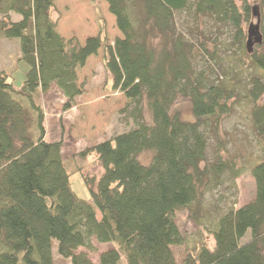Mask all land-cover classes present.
<instances>
[{"label": "trees", "instance_id": "obj_1", "mask_svg": "<svg viewBox=\"0 0 264 264\" xmlns=\"http://www.w3.org/2000/svg\"><path fill=\"white\" fill-rule=\"evenodd\" d=\"M103 1L122 34L113 44L106 41L104 24L83 44L65 39L54 17L56 0H0V33L19 38L20 60L29 68L20 87L0 71V264H54V241L70 264H97L88 253L98 250L94 241L112 245L99 254V264H176L173 246L185 241L177 212L220 185L226 172L233 179L244 172L236 156L219 153L220 146L216 159L205 163L207 130H218L232 115L235 98L249 105L261 149L250 167L256 194L220 216L209 230L214 244L201 237L183 264H264V53L248 51L243 26L255 13L252 3ZM255 4L264 19V0ZM236 43L242 46L239 60L248 59L258 71L244 93L238 92V78L245 67H229L225 81L211 79L205 67L207 57L222 60V52ZM101 48L112 88L134 104L130 116L136 127L80 153L97 155L104 168L97 180L84 174L92 186L91 203L71 187L63 141L45 139L44 112L35 94L56 86L66 98L64 107H73L83 93L78 71ZM15 94L25 97L36 115V139L33 118ZM180 98L191 100L194 121L173 112ZM145 103L151 122L144 116ZM149 150L154 155L144 164L139 155ZM249 231L250 240L243 242Z\"/></svg>", "mask_w": 264, "mask_h": 264}, {"label": "rangeland", "instance_id": "obj_2", "mask_svg": "<svg viewBox=\"0 0 264 264\" xmlns=\"http://www.w3.org/2000/svg\"><path fill=\"white\" fill-rule=\"evenodd\" d=\"M248 1L252 3L255 13L251 21L243 25L246 33L245 43L248 41L250 26L257 24L258 18L260 19V30L264 35L262 14L256 10L255 0ZM241 2L239 0V4ZM19 17L14 16V18ZM54 17L58 21V32L67 40L76 38L83 44L88 37L100 33L101 24H104L106 29L107 43L113 44L117 37H122L115 17L109 12L108 4L103 0H56ZM177 22L178 28L183 30V21L179 15H177ZM225 36L229 37L230 34L226 32ZM255 37L256 35H251L252 50L264 53V44L256 43ZM241 48V44L236 43L227 51L228 53L223 54L222 52V60L212 61L209 59L210 57H207L205 67L209 73L211 72V79L219 81L227 79L229 67H245L242 75L238 78V92L244 93L249 85V79L258 74V71L248 59L244 60L245 63L239 60ZM103 51L101 48L98 54L91 56L86 65L78 71V85L82 88L83 93L76 98L73 107L69 109L64 107L66 98L56 86L46 93L38 91L35 94V102L44 112L45 139L47 141H63L62 154L70 173L71 187L78 198L91 203L92 186L86 183L84 174L97 180L102 175L104 168L97 155L91 154L82 157L80 153L95 143L111 139L119 133L136 127L134 119L130 116L134 104L122 92L112 88V77L104 66ZM20 58L19 38H9L0 33V71L8 72L17 87L22 85L29 69L28 65ZM238 70L236 69V71ZM15 97L29 110L34 121L30 131L36 139L39 134L35 123L36 115L25 97L19 94H15ZM234 100L232 115L224 119L218 130H207L209 148L205 163L208 164L216 159L215 156L220 146L222 149L220 148L219 153L225 158L236 156V166L243 167L244 172L236 179L226 172L220 185L208 190L198 202L177 212L176 222L185 241L181 245L173 246L176 264H183L188 252L195 247L201 237L212 246L214 238L209 230L216 220L229 208L238 209L255 197L256 183L250 174V167L260 156L261 149L257 143L254 127L248 117L249 105L238 98ZM143 110L146 121L151 122V114L146 103L143 105ZM173 112H179L186 120L194 121L196 119L189 98L178 99L173 106ZM153 155V150L144 151L139 155V159L144 164H148ZM97 217L98 219L101 217L99 210H97ZM200 221L203 222V225L198 224ZM250 238L249 231L243 238V242ZM94 243L98 249L96 252H88L86 248H80L79 251L88 252L90 258L99 264V254L111 248L112 245L98 244L96 241ZM53 253L54 264L71 263L70 259H64L58 255L56 241L53 243Z\"/></svg>", "mask_w": 264, "mask_h": 264}, {"label": "water", "instance_id": "obj_3", "mask_svg": "<svg viewBox=\"0 0 264 264\" xmlns=\"http://www.w3.org/2000/svg\"><path fill=\"white\" fill-rule=\"evenodd\" d=\"M254 34L256 35L255 37V42L256 43H262L263 42V34L260 30V19L258 18L257 24L251 25L249 29V35H248V41L246 43L248 51L251 53L252 52V46L253 42H251V35Z\"/></svg>", "mask_w": 264, "mask_h": 264}, {"label": "crops", "instance_id": "obj_4", "mask_svg": "<svg viewBox=\"0 0 264 264\" xmlns=\"http://www.w3.org/2000/svg\"><path fill=\"white\" fill-rule=\"evenodd\" d=\"M89 59H90V58H89ZM89 59H88V60H89Z\"/></svg>", "mask_w": 264, "mask_h": 264}]
</instances>
